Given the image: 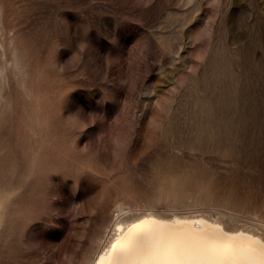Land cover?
I'll list each match as a JSON object with an SVG mask.
<instances>
[{"label": "rangeland", "instance_id": "rangeland-1", "mask_svg": "<svg viewBox=\"0 0 264 264\" xmlns=\"http://www.w3.org/2000/svg\"><path fill=\"white\" fill-rule=\"evenodd\" d=\"M219 64L263 117L264 0H0V264L86 263L120 204L264 233V142H197Z\"/></svg>", "mask_w": 264, "mask_h": 264}, {"label": "bare ground", "instance_id": "bare-ground-1", "mask_svg": "<svg viewBox=\"0 0 264 264\" xmlns=\"http://www.w3.org/2000/svg\"><path fill=\"white\" fill-rule=\"evenodd\" d=\"M242 76L245 81L235 83L227 65L219 64L194 106L197 142L206 135L212 149L236 160L247 156L237 147L252 152L264 142L263 101L254 93L250 68ZM133 208L120 204L95 255L83 264H264V233L257 227L193 209Z\"/></svg>", "mask_w": 264, "mask_h": 264}]
</instances>
